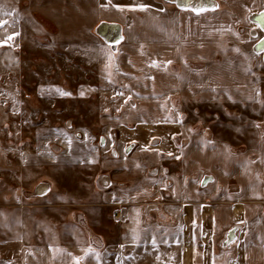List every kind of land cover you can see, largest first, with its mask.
<instances>
[{
  "label": "crops",
  "instance_id": "crops-1",
  "mask_svg": "<svg viewBox=\"0 0 264 264\" xmlns=\"http://www.w3.org/2000/svg\"><path fill=\"white\" fill-rule=\"evenodd\" d=\"M57 1H42L39 6L46 9L58 4L59 7L60 2L56 4ZM112 2L111 10H108L106 0H66L64 6L73 10L82 8L87 15L94 8L93 14L96 16L105 10V18L123 24L124 37L116 51L112 52L101 43H96L94 49L87 37L75 39L73 36L69 38L72 43L68 44L72 45V51L65 53L72 56L77 53L84 57L85 63L87 54L94 49L100 80L118 82V94L113 95L112 92L105 97L99 94L75 95L74 85L61 82L55 86L56 83L52 81H43L42 71L37 65L34 64V68L30 66L31 63H21L25 59H20V55L17 69L9 70L16 77L15 84L18 85L12 86L10 79L0 82V91L5 92H0V135L17 129L23 130L26 135L29 134L28 130H34L38 135L45 129L48 137L60 136L62 144L57 152L50 151L48 156L41 159L43 151L28 154L15 144L5 143V147L0 137V232L4 236L6 233H19V241L25 243L22 253L27 257L49 258L45 260L50 264L75 262L76 250L81 246L85 250V264H99L98 256L100 264H126V252L121 249L111 252L113 248L121 246L118 244L120 228L116 232L108 225L104 227L105 221L123 215L127 221L120 224L123 230L126 228L121 237L126 235L127 240L136 238L137 241L148 238L151 241L145 247L149 251L153 248H179V264H264V191L255 171L261 163L260 158L252 160L249 152L232 151L230 143L211 137L207 134L209 132L193 131L187 112L184 113L177 106L188 103L191 97L199 96L196 119L203 118L199 115V109L206 102L219 100L221 82H226V92L231 93V59L223 60V65L212 63L194 69L185 58L214 56L212 52H219V49L210 48L220 45L219 41L211 42L215 39L209 37L210 33L204 35L205 22L196 20L194 24H189L180 15L158 16V19L149 16L141 20L142 14L140 16L134 7L137 4H131L129 0ZM5 22L3 32L12 39L6 38L9 49L4 53L9 50L14 55L12 42L18 38L12 33L11 19ZM19 28L21 30L22 24ZM222 52L228 55L231 49ZM21 54L24 57L27 53ZM47 87L53 89L49 97L43 96ZM93 87L97 90L100 88L96 85ZM56 89H68L70 95L64 99L56 97ZM17 93L21 94L20 99L13 100ZM242 98L250 101V96ZM44 100L52 105L62 100L94 103L97 112H86L85 108L82 113L58 111L48 114L43 111ZM9 102L7 110L6 104ZM13 104H21L18 114L11 111ZM110 104L114 107L104 110L107 108L104 105ZM27 105L30 106L29 110ZM121 105L124 110L116 111ZM84 114L87 117L84 128L93 123L92 129L98 130L101 137L113 141L117 136V143L105 139L99 148L84 143L83 150H76V145H67L65 141H76L69 130L81 126L77 125L76 119L82 116L85 119ZM49 129L55 134L50 136L53 132H49ZM34 131L31 133L34 134ZM45 133L42 137H45ZM137 134L158 138L150 147L155 157L158 154L157 166L160 167L148 179L143 178L141 183L136 180L134 190L132 182L129 186L121 187L117 181L121 180L120 171L124 169L140 172V168L147 167L146 149H141L138 144H134L129 154L125 155V144L131 140L127 137ZM173 136L178 137L180 145L173 142ZM11 150L16 152L15 164L7 157ZM92 162L96 166L99 163L101 174L95 180L91 176L77 188L73 186L70 172H75V168H92ZM160 168L162 173L157 172ZM132 176L137 175L133 172ZM206 177H210V180L201 186L200 182ZM232 182L238 187L237 191L230 190ZM161 188L164 198L162 214L154 213L152 220L146 222L137 202L158 199ZM124 205V211L115 208L112 218L109 211L105 212L108 209H104ZM177 218H180L179 221ZM193 220L196 222L195 228L189 225ZM236 222L242 224L232 240L231 251L219 252L215 244L229 225ZM177 230L184 239L175 241V235L174 241H163ZM73 235L76 241H81L80 244L72 243ZM111 236L116 238L115 246L108 239ZM27 241L34 245H27ZM196 246L201 248V252L189 261L187 250H193ZM134 247L137 248V245ZM130 251L129 255H133L134 248ZM149 254L157 255V252ZM7 263L11 264L10 261Z\"/></svg>",
  "mask_w": 264,
  "mask_h": 264
},
{
  "label": "rangeland",
  "instance_id": "rangeland-1",
  "mask_svg": "<svg viewBox=\"0 0 264 264\" xmlns=\"http://www.w3.org/2000/svg\"><path fill=\"white\" fill-rule=\"evenodd\" d=\"M35 1L37 0H34L33 2L31 0H0V22H3L2 26H0V49L2 51L0 53V55H2L0 57V82L10 79L12 81V86L18 85L15 84L16 77L14 78L9 70L17 69L16 67L19 62L18 55H20V59H25L24 61L22 60L21 63H31L30 66L34 68V64L37 65L38 69L42 71L43 81H52L56 83L55 86H59L61 82L71 86L74 85V90L76 92L75 95L99 94V96L105 97L110 96L112 92L113 95L115 93L118 94L117 87L120 86L118 82L116 83L112 79H110L112 80L110 82L106 81V79L103 80L102 78L100 80L99 67L97 66V63H95L97 57L94 53V49L96 43H101L107 46L112 52H115L118 44L124 37V25L115 20H108V17L105 18V10H102L100 15L96 16L93 14L94 8H92L93 11L87 15L85 12L83 13L82 8L77 10H73L72 7L69 9L65 8L66 6L64 5L66 0H58L56 4L60 2L59 7H57L58 4H55V7L46 9L39 6V4L42 3V1L49 2L51 0H39L37 3H34ZM106 1L108 3V10H111L112 6L110 7V5L113 4L112 0ZM129 1H131V4H137L134 7L139 11L140 16L142 14V17L140 18L141 20H144L149 16L153 18L155 16V18L158 19V16L172 17L174 15L177 17L180 15V18L185 19L189 24H194L196 20H202L205 22L203 30L204 35H206V32L210 33L209 37L215 39L211 41L212 43L219 41L220 46L210 47L214 50L219 49L218 54L217 52H212L214 53V56H199L200 58H196V56L192 58L189 56L185 59H187V64L192 68L201 69L205 64L221 63L223 60L230 58L231 93L227 94L226 92L228 90L226 82H221L219 100L206 102L203 104L202 109L200 107L199 111H201L199 115L204 118L199 117L200 120L196 119V107H199L197 106L199 96H195L194 98L191 97L188 103H180L177 106L181 108L184 113L187 112V119L190 121L193 131L200 130L201 132H209L207 134L211 137L230 143L232 151L249 152L252 160L260 158L261 163L257 166L255 171L260 177L264 191V60L261 51L257 46L258 41L264 36V31L260 28L256 19L260 13H264V0H208V10L200 12L199 14L190 10H183V6H177V2L180 3L181 1L184 5L186 0ZM149 3L150 5H148ZM140 5H145L146 9L140 10ZM200 16L202 17L200 18ZM10 19L12 33L18 38L12 42L14 55L11 54L9 50L4 53V50L9 49V42L6 41L8 35L6 37L3 28L5 27V23H7L5 21ZM21 24L22 31L19 28V25ZM73 36H75V39L87 37V41L89 39L91 40L90 46H94L92 52L87 54V61L85 63L83 56H79L77 53L75 56L67 55L65 53L67 51H72V45L68 44L72 43L69 41V38ZM78 46L80 45H76V47ZM228 48L231 49V55H224L222 51H226ZM206 49L208 50V48ZM76 51L78 50L76 49ZM21 53L27 54L23 57ZM191 59H204L205 61H194ZM90 61H92V63ZM221 64L223 65V63ZM28 66L29 65H27V67ZM59 74L61 75L60 77ZM94 85L100 88L97 90L93 87ZM70 89L72 90L73 88ZM59 90L64 92L66 89ZM12 91L15 92V90ZM52 91V88H45L43 96L46 95V97H49V93L52 95ZM0 92L1 94L5 93L2 89ZM66 92L68 93V89ZM123 94L124 93H122V95ZM19 96H21V94L18 95L17 93V96L13 97V100L20 99ZM55 96L63 97L64 99L69 95H61L60 92L57 91ZM243 96H250V101L243 100ZM62 101H59L58 104L52 105V103H46L44 100L43 111L49 112L48 114L58 111H72L73 114H75V112H85L86 108V112H97L93 107L94 103L83 104L70 103L67 100ZM20 105L21 104H13L14 108L11 106L13 109L10 110L13 114H18L20 112ZM104 106L107 107L104 110L112 109L114 107L111 104ZM8 107H10V102L6 104L7 110H9ZM123 107L124 106L117 108L116 111H123ZM29 109L30 106H28V110ZM82 117L76 119V122L79 123L77 125L81 126H78V129L69 130L73 139L76 141H65L67 145H76V150H83L84 143L96 145L98 148L104 144L105 139L109 142L117 143V136L114 137L113 141L106 137H101L98 130L92 129L91 124L93 123L86 125L88 130L87 128H84L83 125L87 117L85 114V119H82ZM44 122H46V120ZM48 127L51 128V125H48ZM33 131L34 130H28V135L20 129L11 130L9 131V134L2 133L0 135L3 142L2 145L6 147L7 143H10L12 146L15 144L22 147V149L28 154L36 151H43V157H40L41 159L48 156V152H57V150L61 148L60 145L62 144L59 141L60 136H51L55 134L51 129H49V132H53L50 134L51 137H48L45 133V129L42 132H39L38 135H35V131L34 134L31 133ZM43 133H45V137H42ZM127 138L131 140H128L127 144H125V155L129 154V150L134 144H138L141 149H146L148 164L147 167L140 168V172L135 171V169H130V171L124 169L123 171H120L121 180L116 181L121 187L129 186L131 184L130 182L133 183V186L136 180H140L141 183L143 178L148 179L149 175L155 174V169L160 167L157 166L158 154L155 157L153 149L150 147L155 144L158 138L148 134H137ZM172 140L177 145L181 144V141L176 136H173ZM95 156L98 158V155ZM7 157L14 164L17 161V158H15L16 152L13 150H11ZM159 163H161V161ZM90 166H92V168H75V172H70L73 186L77 188L82 185L83 181L86 180L87 182L91 176L92 180L93 177L95 180V178L101 174L100 169L98 168L99 163L98 166L94 165V163ZM133 172L136 173V177H131ZM157 172L162 173V168L158 169ZM81 175L82 178L80 177ZM209 180L210 177L204 178V180L200 182V185H206ZM133 188L135 190L134 186ZM237 189L238 187L232 182L230 190L237 191ZM160 193L161 195L158 199L153 200V198H151L137 202V205L141 207V215L146 222L152 220L154 213L158 212L162 214L164 199L163 188H161ZM106 208L108 210H105V212L107 213V211H109L110 218H112L116 211L115 208L119 211H124L126 205H124V207H104V209ZM179 219L180 218H177L176 220L179 221ZM126 221L127 219H125L123 215H119L117 219L112 218V221H105L106 225H104V227L107 228L108 225L110 229L113 228L112 230L116 232L120 228L118 233L122 236V233H125L126 228L123 230V228L120 227V224ZM195 223V220H193L189 225L195 228ZM241 224L242 222H236L233 223L232 226L229 225V228L223 232V235L217 241V244H215V249H218L219 252L227 249L231 251V245L233 244L232 240L235 238L236 233L239 232L238 228L239 226L241 227ZM178 232L179 230H177L171 237H166L163 241H174L175 235H177L175 241L184 239L183 235L181 237ZM28 234L31 236V232ZM121 236L118 243L121 244L120 248H113L111 252L120 249L123 252H126L128 254L126 264H179V248H153L149 251L148 248L145 247L150 243L149 241H151L148 240V238L143 241H137L136 238L127 240L126 235L124 237ZM191 238L193 239L194 236ZM75 239L76 238L73 235L72 243L74 244L75 241L76 244H80L81 241H76L77 239ZM108 239L112 242L113 246H115L114 240L116 238L111 236L108 237ZM19 240V233H6L4 236V234L0 232V264H9L7 261H10L11 264H50L45 260L49 258H36L34 256L27 257V255H24L22 249L25 243L20 242ZM19 244H21V247ZM28 244L34 245L33 242H28L27 245ZM135 245H137V248L134 247ZM174 245L176 244L174 243ZM14 246H19L20 248ZM81 247H78L76 250L75 262L71 261L69 264H77L79 259V264H85L83 263L85 259V254L83 253L85 250ZM133 248V255H129L131 252L130 250ZM99 249H102V251L104 250L103 248ZM181 249L185 250V248L182 247ZM91 251H95V249H91ZM149 252H157V255H150ZM200 252L201 248L197 246L193 250L188 249L187 259L189 258L190 261V258H196ZM86 253L87 256L88 252ZM99 257L100 256H98V260L100 264L101 259ZM90 264L93 263L91 262Z\"/></svg>",
  "mask_w": 264,
  "mask_h": 264
},
{
  "label": "snow or ice",
  "instance_id": "snow-or-ice-1",
  "mask_svg": "<svg viewBox=\"0 0 264 264\" xmlns=\"http://www.w3.org/2000/svg\"><path fill=\"white\" fill-rule=\"evenodd\" d=\"M177 6L181 7V4L179 2H177ZM139 7H140V10L146 9L145 5H140ZM121 10H123V9H121ZM183 10H190V11L195 12L196 14H199L200 12L206 11L208 9L204 6L196 7L195 5H193L191 3V0H186V3L183 5ZM2 23L3 22H0V26H2ZM262 23H264V22H262ZM8 39L10 40V39H12V37L9 36ZM56 91L60 92L61 95H70V93L62 92L59 89H57ZM77 264H79V261H77Z\"/></svg>",
  "mask_w": 264,
  "mask_h": 264
},
{
  "label": "water",
  "instance_id": "water-1",
  "mask_svg": "<svg viewBox=\"0 0 264 264\" xmlns=\"http://www.w3.org/2000/svg\"><path fill=\"white\" fill-rule=\"evenodd\" d=\"M260 28L264 31V13H260L257 17H256ZM259 50L262 52V56H263V60H264V36L258 41L257 44Z\"/></svg>",
  "mask_w": 264,
  "mask_h": 264
},
{
  "label": "bare ground",
  "instance_id": "bare-ground-1",
  "mask_svg": "<svg viewBox=\"0 0 264 264\" xmlns=\"http://www.w3.org/2000/svg\"><path fill=\"white\" fill-rule=\"evenodd\" d=\"M192 4H194L195 6H204V7H208L209 3L208 0H191ZM181 7L183 6V3L180 1Z\"/></svg>",
  "mask_w": 264,
  "mask_h": 264
}]
</instances>
